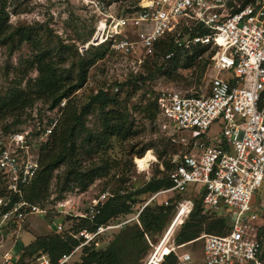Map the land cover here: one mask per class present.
Segmentation results:
<instances>
[{"label":"built area","instance_id":"built-area-1","mask_svg":"<svg viewBox=\"0 0 264 264\" xmlns=\"http://www.w3.org/2000/svg\"><path fill=\"white\" fill-rule=\"evenodd\" d=\"M230 3L235 5L236 0H138L133 11L113 16L110 6L94 0L101 18L85 49L108 44L112 51L133 58L140 66L153 55L155 44L182 23H200L209 31L184 43L187 49L206 48L210 55L206 75L209 94L186 97L163 91L157 98L161 116L178 132L186 133L190 142L187 150L170 156L172 187L153 195L145 206L153 202L168 206L174 192L184 193L193 187L194 196L200 197L203 216L218 213L219 207L232 210L227 235L200 236L204 241L203 264H264V222L252 210L254 194L264 180V0H251L241 9L238 5L237 11ZM222 73L227 76H217ZM64 105L62 102L61 107ZM56 123L35 140L30 139L29 132L0 135V174L6 187L0 196V264H51L45 256H36L30 263L19 261L22 252L15 251V245L5 248L3 240L8 232L21 230L28 218L48 215L46 209L25 201L23 190L39 170L37 145L41 147ZM214 125L218 132L210 137ZM136 167L140 170L137 163ZM112 196L109 190L95 194L82 211L72 212L68 202H58L54 209L61 215L93 221ZM192 205L189 199L177 204L162 242L169 233V237L174 236ZM138 213L119 224L98 226L95 231H67L78 246L57 264H65L84 247L97 246L99 236L136 220ZM51 226L56 233L65 231L59 220ZM160 245L150 261L159 253ZM181 247L169 245L158 263ZM176 256L177 264L191 262L188 252Z\"/></svg>","mask_w":264,"mask_h":264},{"label":"trees","instance_id":"trees-1","mask_svg":"<svg viewBox=\"0 0 264 264\" xmlns=\"http://www.w3.org/2000/svg\"><path fill=\"white\" fill-rule=\"evenodd\" d=\"M98 1L110 6L111 3L120 0ZM240 1V3L236 1L235 5L230 3V6L232 5L237 11L251 0ZM137 2L138 0H133L130 3L132 7L127 8L126 12L133 11ZM208 33L209 31L200 23H182L175 32L155 44L154 53L150 56L154 59L149 67L146 62L149 57L140 66H137L131 57L119 55L112 51L108 44L89 45L86 48V54L80 55L73 45H66L60 41L56 44L52 39V31L44 29L42 25L12 26L9 24V14L1 7L0 47L7 48L10 53H13L20 50L22 45H27L33 52L29 64L30 69L36 71L37 76L27 81L26 88H14L4 97H0V115L6 118L23 112V110L33 107L36 101L44 102L50 111L62 110L52 133L41 145L38 156L39 170L23 190V199L44 209L43 203L49 197L53 181H56L58 193L61 195L73 188L85 192L94 182L106 178L111 168L118 166V164L112 166L111 164L114 162H111L112 160L106 156L112 148L113 142L128 141L136 135L132 130L134 121L126 104H122L118 100V96L111 94L112 88L118 89V87L127 85L136 91L137 84H145L147 80H156L160 76L170 78L179 70H190L195 67L197 69L201 67L202 73L205 72L206 76L210 65V55L207 49L199 46L187 49L184 43L188 39L205 36ZM90 36L92 39L93 34ZM55 51L62 54L61 61L56 62ZM108 52L120 56L125 64H129L131 68L127 71L128 80L125 84L116 81L111 87H102L89 97L86 104H78L74 94L84 87L90 69L103 60ZM204 53L207 58L203 61L201 57ZM67 55L73 59L71 64V70L75 72L73 77L59 72V65L65 63L64 59ZM171 55H179L181 60L172 61ZM141 68L147 69L146 76L138 72ZM178 78L183 79L182 77ZM208 90L209 81L200 93L181 91L179 93L186 97H201L207 96ZM158 96L152 101H148L144 107V112H150L153 119L161 115L157 106ZM62 102H65V105L61 108ZM92 111L97 114L98 127L96 130L89 129L86 124V118ZM54 121L49 118L43 126L38 123L30 132L31 134L29 133L30 136L33 139L39 138ZM24 131H26L25 128L9 131L6 126L2 132L0 131V135L6 136L24 133ZM81 154H87L90 158L96 156V161L87 165L83 164L80 160ZM163 155L164 153L160 152L158 157L161 158ZM139 157L141 158L142 155ZM163 165L166 172H161L160 176L152 177L142 186L130 188V185L125 187L122 185L115 191L113 190V196L107 199L100 214L93 221L64 216L65 218L59 221L63 226L66 222L73 223L70 229H65L63 233L54 232L50 235L38 236L28 245L18 243V249L22 252L18 260L30 263L36 256H45L51 264H57L62 256L69 255L78 246V241L69 236L67 231L78 232L82 229L95 231L98 226L125 222L139 212L136 220L126 223L122 228L108 230L99 236L96 241L97 246L92 244L90 247H84L78 251L82 264H136L147 252L146 237H154L161 232L165 222L173 215L177 204L187 199L191 200L193 205L173 239L174 247L194 244L198 242L202 234H220V230L227 227L231 213L227 216L220 212L212 216H203L200 197L194 196L193 187H189L184 193L174 192L168 206H159L155 202L145 206L153 195L172 187L169 175L173 167L169 162H163ZM62 166L65 167V172L62 176H57L55 172ZM128 181L126 182L128 183ZM5 189V180L0 174V196L4 194ZM105 190L108 189L105 187L98 194ZM120 192H124V194H120ZM50 212L54 214V219L48 217ZM57 215L61 214L52 208L48 210V215L45 218L48 217L51 223L57 222ZM261 236L264 241V228L261 230ZM106 238H110L108 246L106 248L98 246V243H102ZM128 259L130 263H126ZM161 264H177L176 252H170L164 256Z\"/></svg>","mask_w":264,"mask_h":264},{"label":"rangeland","instance_id":"rangeland-1","mask_svg":"<svg viewBox=\"0 0 264 264\" xmlns=\"http://www.w3.org/2000/svg\"><path fill=\"white\" fill-rule=\"evenodd\" d=\"M236 1L237 3L241 2L240 0ZM131 2L133 0L113 2L109 7V12L113 16L125 15L126 9L132 7ZM1 7L9 14L10 25H42L44 29H50L52 31V39L56 44L60 41L66 45H73L77 48L80 55L86 54L85 51L87 49L85 47L91 39L90 35L93 34L94 36V32L101 18V13L95 7L94 0H0ZM61 56V53L55 51L56 62L61 61ZM32 57L33 52L27 45H22L20 50L14 51L13 53H10L7 48L0 47V97H4L14 88H26L27 81L37 76V72L30 69L29 64ZM171 58L172 61L181 60L179 55H174ZM201 58L203 61L206 60V53ZM153 59L150 57L147 59L148 67ZM64 62L63 65H59L60 74L71 75L73 77L75 72L71 70L72 57L67 55ZM130 68L129 64H125L120 56L118 57V55L108 52L103 60L99 61L90 69L86 84L74 94L76 102L80 105L86 104L89 101V97L95 94L98 89L106 86L111 87L116 81L120 84H125L126 80H128L127 71ZM146 70L141 68L138 72L146 76L148 74ZM217 76L224 78L227 74L222 73L217 74ZM178 77H182L183 79ZM207 78L205 72L202 73L201 67L198 69L195 67L190 70H179L170 78L160 76L156 80H147L145 84H137L136 91H134L135 89L133 90V87L127 85L121 88L118 87V89L112 88L111 94L118 96V100L122 104H126L128 112L134 121L132 130L136 135L128 141L121 142L118 140L113 142L112 148L107 152L106 156L112 160L111 162H114L111 164L112 166H116L117 164L118 166L111 168L106 178L94 182L87 191L80 192L78 189L73 188L60 195L57 190L58 187H56V181H53L49 190V197L43 203L45 206L44 209L48 211L55 208L54 206L58 202H68L69 205L67 208L72 210V212L76 210L82 211L88 203V200L95 194L101 192L105 187L112 193L122 185L124 187L130 185V188H138L152 177L160 176L161 172L165 173L163 162L170 163V156L172 154L187 150L190 140L186 133L178 132L161 115L153 119L150 112H144V107L148 101H152L163 91L200 93L206 84H208ZM209 92L210 87L206 95ZM61 112L62 110L58 112L50 111L44 102L36 101L33 107L27 108L23 112L15 113L6 118L0 115V131L2 132V129L8 126L9 131L25 128L26 131L24 132L30 133L38 123L43 126L44 122L49 118L57 122L61 116ZM17 121L19 123H16ZM86 124L91 130L97 129V114L95 111H92L86 118ZM52 130L47 136H44V142L52 133ZM216 132H218L217 125H214L208 135L211 137ZM30 139L35 140L33 137ZM40 148L37 145V149ZM160 152L164 153L161 158L158 157ZM147 153H151L154 159H151L147 165L148 167L144 169L139 167L140 170L137 169L135 160L140 159V155L145 157ZM32 157H37L35 151L32 152ZM80 160L83 164L87 165L92 161H96V156L90 158L87 154H81ZM64 172L65 167L62 166L55 174L62 176ZM252 210L257 214L259 221L264 222V180L260 189L254 194ZM218 211L225 216L232 212V210L223 207H219ZM175 215L176 209L173 215L165 222L161 232L154 237H146L147 252L136 264H148L151 255L160 244L164 243L162 250L167 249L169 245L173 244V238L179 232V228L173 237L168 236L164 242L162 240ZM53 216L54 214L50 212L48 217L51 218ZM64 216L57 215V219L61 220L65 218ZM48 217L32 216L28 218L23 223L24 229L22 228L19 231H11L5 234L3 240L4 247L10 248L15 245V251H20L17 246L18 243L28 245L38 236L53 234L55 231ZM72 224L66 222L64 228L66 230L70 229L73 226ZM220 231L221 233L217 236L227 235L230 231L228 224L227 227H224ZM109 240L110 238H106L102 243H98V246L106 248L110 242ZM203 247L204 241L199 239L194 244L190 243L182 246L176 252H188L191 256L190 264H203ZM5 248H2L1 251H4ZM126 263H130V260L128 259ZM65 264H82L80 253L74 254Z\"/></svg>","mask_w":264,"mask_h":264},{"label":"bare ground","instance_id":"bare-ground-1","mask_svg":"<svg viewBox=\"0 0 264 264\" xmlns=\"http://www.w3.org/2000/svg\"><path fill=\"white\" fill-rule=\"evenodd\" d=\"M151 159H152L151 153H147L145 157H142V158H140V159H136V163H137V165H138L141 169H144V168L147 167V162H148L149 160H151ZM169 234H170V233H169ZM169 234L167 235V237L169 236ZM167 237L165 238L164 241H166ZM164 241H163V242H164ZM163 244H164V243H162V244L160 245V247H159V251H158L159 253H157V255H155V256L153 257V259H152L148 264H159L157 260L159 259L160 254L163 255V254H166V253L168 252V250H169L168 248L162 250ZM152 255H153V254H152ZM152 255H151V256H152ZM150 259H151V257H150Z\"/></svg>","mask_w":264,"mask_h":264},{"label":"water","instance_id":"water-1","mask_svg":"<svg viewBox=\"0 0 264 264\" xmlns=\"http://www.w3.org/2000/svg\"><path fill=\"white\" fill-rule=\"evenodd\" d=\"M232 217H233V219H234V218H235V215H233Z\"/></svg>","mask_w":264,"mask_h":264},{"label":"crops","instance_id":"crops-1","mask_svg":"<svg viewBox=\"0 0 264 264\" xmlns=\"http://www.w3.org/2000/svg\"><path fill=\"white\" fill-rule=\"evenodd\" d=\"M177 250H179V249H177ZM177 253V252H176ZM184 253V252H183ZM179 254V253H178ZM181 254V253H180Z\"/></svg>","mask_w":264,"mask_h":264}]
</instances>
